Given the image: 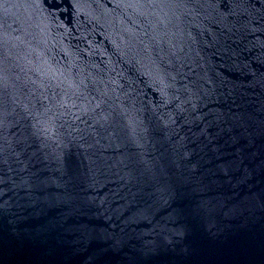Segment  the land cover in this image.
<instances>
[{
    "label": "water",
    "instance_id": "1",
    "mask_svg": "<svg viewBox=\"0 0 264 264\" xmlns=\"http://www.w3.org/2000/svg\"><path fill=\"white\" fill-rule=\"evenodd\" d=\"M0 264H264V0H0Z\"/></svg>",
    "mask_w": 264,
    "mask_h": 264
}]
</instances>
